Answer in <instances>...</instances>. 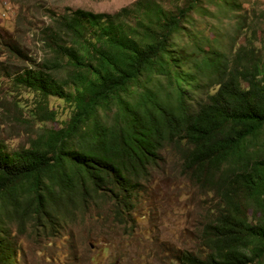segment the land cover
Instances as JSON below:
<instances>
[{"label": "trees", "instance_id": "16d2710c", "mask_svg": "<svg viewBox=\"0 0 264 264\" xmlns=\"http://www.w3.org/2000/svg\"><path fill=\"white\" fill-rule=\"evenodd\" d=\"M242 11L238 0H138L115 14L48 15L44 56L6 76L31 100L11 103L25 144L0 137V264H16L13 223H63L71 205L131 228L170 155L204 213L196 248L170 262L264 264V23ZM194 16L235 17L242 42L228 36L224 50ZM51 97L70 107L58 128L46 126L57 120Z\"/></svg>", "mask_w": 264, "mask_h": 264}, {"label": "rangeland", "instance_id": "374dc122", "mask_svg": "<svg viewBox=\"0 0 264 264\" xmlns=\"http://www.w3.org/2000/svg\"><path fill=\"white\" fill-rule=\"evenodd\" d=\"M136 1L0 0V137L9 148L27 140V131L15 121L11 103L17 100L26 104L31 97L24 91L14 93L11 78L6 76L39 63L44 56L38 33L47 25L48 15L74 9L115 14ZM155 1L166 9L182 4V0ZM238 1L248 23H264V0ZM194 18L197 29L208 36L216 34L220 47L227 50L228 36L235 37V17L220 21ZM242 38H236L237 43ZM49 105L56 108L57 120L46 126L58 128L69 117L70 107L52 97ZM3 112L8 115L5 117ZM165 161L168 179L155 176L146 193L139 195L130 215L131 228L117 226L110 219L96 223L93 213L81 212L72 205L64 211L63 223L57 220L43 226L27 224L21 230L13 223L10 232L18 247L16 264H172L170 253L193 251L198 245L196 231L203 222L201 196L194 184L177 174L179 163L174 156Z\"/></svg>", "mask_w": 264, "mask_h": 264}, {"label": "bare ground", "instance_id": "6f19581e", "mask_svg": "<svg viewBox=\"0 0 264 264\" xmlns=\"http://www.w3.org/2000/svg\"><path fill=\"white\" fill-rule=\"evenodd\" d=\"M214 113V112H213ZM231 115V114H230ZM241 116V115H240ZM244 120V119H243ZM217 121V120H216ZM216 123V122H215ZM251 123V122H250ZM249 124V123H248ZM247 125V124H246ZM258 126H259V124H258ZM255 128V127H254ZM213 129V128H212ZM216 130V129H215ZM245 130V129H244ZM226 131H228V130H226ZM241 131V130H240ZM235 132H237V131H235ZM225 133H227V132H225ZM240 136V135H239ZM198 137V136H197ZM197 137H195V138H197ZM205 138V137H204ZM232 143V142H231ZM255 144V143H254ZM232 145V144H231ZM236 145V144H235ZM260 145V144H259ZM228 146V145H227ZM196 147V146H195ZM247 147V146H246ZM200 153V152H199ZM242 155V154H241ZM194 156V155H193ZM197 157V156H196ZM196 159V158H195ZM209 162V161H208ZM202 164V163H201ZM213 164V163H212ZM242 165V164H241ZM198 166V165H197ZM202 166V165H201ZM208 167V166H207ZM196 170V169H195ZM196 173V172H195Z\"/></svg>", "mask_w": 264, "mask_h": 264}]
</instances>
